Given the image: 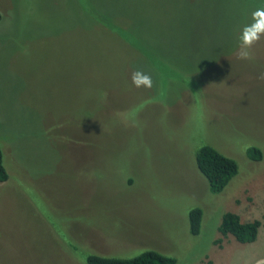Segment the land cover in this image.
I'll use <instances>...</instances> for the list:
<instances>
[{
	"label": "rangeland",
	"instance_id": "374dc122",
	"mask_svg": "<svg viewBox=\"0 0 264 264\" xmlns=\"http://www.w3.org/2000/svg\"><path fill=\"white\" fill-rule=\"evenodd\" d=\"M260 7L0 0V264H86L87 254L145 249L175 264H264V36L254 60L236 58ZM136 70L151 89L132 84ZM202 144L236 162L219 192L196 168ZM225 211L257 219L255 239L221 236Z\"/></svg>",
	"mask_w": 264,
	"mask_h": 264
},
{
	"label": "trees",
	"instance_id": "16d2710c",
	"mask_svg": "<svg viewBox=\"0 0 264 264\" xmlns=\"http://www.w3.org/2000/svg\"><path fill=\"white\" fill-rule=\"evenodd\" d=\"M101 23V22H99ZM246 155L249 159H260V150L255 146L246 148ZM195 165L199 173L205 178L211 192H219L226 185L229 179L236 173V162L208 144H202L195 151ZM7 179V173L2 164V152L0 148V182ZM201 210L199 207H192L188 211V224L191 234H197L200 225ZM259 221L257 219L241 221L238 214L225 211L221 214L217 230L221 236L231 235L236 241L251 242L255 239ZM86 264H175L171 256L159 253L155 250L145 249L138 254L120 258L114 256H102L87 254ZM192 264H212L209 259Z\"/></svg>",
	"mask_w": 264,
	"mask_h": 264
},
{
	"label": "clouds",
	"instance_id": "9594fccd",
	"mask_svg": "<svg viewBox=\"0 0 264 264\" xmlns=\"http://www.w3.org/2000/svg\"><path fill=\"white\" fill-rule=\"evenodd\" d=\"M252 22L243 27L238 37L239 44L236 51V58L239 60L252 61L255 59L254 46L264 36V7L257 8L251 14ZM257 79L264 80V72H261ZM132 84L136 88L151 89L153 80L150 74L143 70H136L131 76Z\"/></svg>",
	"mask_w": 264,
	"mask_h": 264
}]
</instances>
